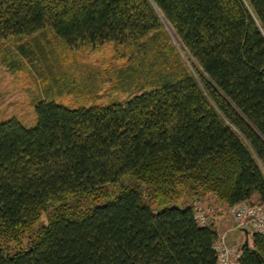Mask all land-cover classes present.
I'll list each match as a JSON object with an SVG mask.
<instances>
[{
    "label": "trees",
    "instance_id": "1",
    "mask_svg": "<svg viewBox=\"0 0 264 264\" xmlns=\"http://www.w3.org/2000/svg\"><path fill=\"white\" fill-rule=\"evenodd\" d=\"M166 23L190 66L162 62ZM44 29L133 42L123 80L149 72L125 100L45 95L34 125L0 121V264H218L195 203L264 204V0H0V40ZM239 264H264V233Z\"/></svg>",
    "mask_w": 264,
    "mask_h": 264
},
{
    "label": "rangeland",
    "instance_id": "2",
    "mask_svg": "<svg viewBox=\"0 0 264 264\" xmlns=\"http://www.w3.org/2000/svg\"><path fill=\"white\" fill-rule=\"evenodd\" d=\"M164 29L169 34V43H158L162 62L167 57L176 58L179 53L190 66L174 30L167 23ZM23 46L31 49L30 56L22 54ZM147 55L144 60L149 63L152 52ZM132 56H140L133 42L72 49L50 29L31 36L1 39L0 121L16 116L27 126L34 125L37 119L34 103L45 95L73 106L125 100L142 89L146 81L142 72H149L143 67L144 71L135 78L138 83L123 80L119 69L126 68ZM248 203L263 204L255 196ZM195 204L215 222L221 237L229 243H244L246 239L253 243L255 229L247 228L246 233L238 226L231 208L215 196L208 195Z\"/></svg>",
    "mask_w": 264,
    "mask_h": 264
},
{
    "label": "built area",
    "instance_id": "3",
    "mask_svg": "<svg viewBox=\"0 0 264 264\" xmlns=\"http://www.w3.org/2000/svg\"><path fill=\"white\" fill-rule=\"evenodd\" d=\"M233 217L242 229L254 228L255 231L264 233V205L242 202L231 207ZM196 217L201 223L206 224L209 218L197 208ZM218 250V264H239L242 255L243 243H229L221 237L216 244Z\"/></svg>",
    "mask_w": 264,
    "mask_h": 264
},
{
    "label": "water",
    "instance_id": "4",
    "mask_svg": "<svg viewBox=\"0 0 264 264\" xmlns=\"http://www.w3.org/2000/svg\"><path fill=\"white\" fill-rule=\"evenodd\" d=\"M246 233H247V231H246ZM245 244L249 246V240L248 239H246Z\"/></svg>",
    "mask_w": 264,
    "mask_h": 264
},
{
    "label": "bare ground",
    "instance_id": "5",
    "mask_svg": "<svg viewBox=\"0 0 264 264\" xmlns=\"http://www.w3.org/2000/svg\"><path fill=\"white\" fill-rule=\"evenodd\" d=\"M201 222V221H200ZM203 224V223H202ZM207 224V223H206ZM236 244H240V242L239 243H236ZM241 244H242V242H241ZM217 252H218V250H217Z\"/></svg>",
    "mask_w": 264,
    "mask_h": 264
},
{
    "label": "crops",
    "instance_id": "6",
    "mask_svg": "<svg viewBox=\"0 0 264 264\" xmlns=\"http://www.w3.org/2000/svg\"><path fill=\"white\" fill-rule=\"evenodd\" d=\"M256 198V197H255Z\"/></svg>",
    "mask_w": 264,
    "mask_h": 264
}]
</instances>
